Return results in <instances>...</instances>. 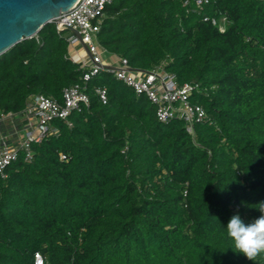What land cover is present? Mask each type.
Instances as JSON below:
<instances>
[{"label": "trees", "instance_id": "16d2710c", "mask_svg": "<svg viewBox=\"0 0 264 264\" xmlns=\"http://www.w3.org/2000/svg\"><path fill=\"white\" fill-rule=\"evenodd\" d=\"M195 1L110 0L94 35L106 65L198 85L207 119L192 134L112 73L85 81L53 23L0 56V115L74 86L89 101L0 175V264H264L226 229L264 201V0Z\"/></svg>", "mask_w": 264, "mask_h": 264}, {"label": "built area", "instance_id": "2783aa9c", "mask_svg": "<svg viewBox=\"0 0 264 264\" xmlns=\"http://www.w3.org/2000/svg\"><path fill=\"white\" fill-rule=\"evenodd\" d=\"M195 2L197 6L207 3L206 0ZM109 3L110 0H78L72 8L60 13L58 19L51 22L55 24L58 32L65 31L60 28L63 26L76 31L80 36L81 43L70 32L71 36L67 41L72 47H86V50H82L83 54L89 57V62L80 58L89 70L84 80L88 81L101 70L112 73L117 81L132 89L137 96L144 95L147 98L156 108L158 122L166 124L173 120L183 121L186 132L192 134L194 125L207 119L203 107L191 100L198 91L197 84L178 85L171 74L161 70L147 74L133 73L128 69L126 60H120L115 68L102 62L93 36L99 30L103 12ZM212 24H215V20H212ZM220 30L222 32L223 28ZM96 95L102 104H106L105 89H97ZM88 105L87 95L81 88L74 86L63 91L61 103L39 95L30 98L20 114L0 115V130L1 126L9 124L13 132L7 136L0 132V175L3 176V170L17 159L19 151L25 152L26 160L30 159V145L40 143L56 132L51 126L53 121H67L71 113L80 112ZM18 117H21V120H17ZM19 131H24L23 137H18ZM9 138H14V142L10 143ZM61 159L64 160L65 157L61 156ZM34 264H44L40 255H35Z\"/></svg>", "mask_w": 264, "mask_h": 264}, {"label": "water", "instance_id": "95a60500", "mask_svg": "<svg viewBox=\"0 0 264 264\" xmlns=\"http://www.w3.org/2000/svg\"><path fill=\"white\" fill-rule=\"evenodd\" d=\"M78 0H0V56L23 40L31 39L46 25L57 20ZM71 32L80 42V36ZM81 43V42H80ZM86 50V47L82 45Z\"/></svg>", "mask_w": 264, "mask_h": 264}, {"label": "clouds", "instance_id": "9594fccd", "mask_svg": "<svg viewBox=\"0 0 264 264\" xmlns=\"http://www.w3.org/2000/svg\"><path fill=\"white\" fill-rule=\"evenodd\" d=\"M251 207L261 213L254 222L245 224L240 215L235 214L229 219L226 229L228 237L233 241L232 249L242 253L249 261H255L264 253V201Z\"/></svg>", "mask_w": 264, "mask_h": 264}, {"label": "rangeland", "instance_id": "374dc122", "mask_svg": "<svg viewBox=\"0 0 264 264\" xmlns=\"http://www.w3.org/2000/svg\"><path fill=\"white\" fill-rule=\"evenodd\" d=\"M93 41H94V36H93ZM76 50H78V54H76V60H85L86 62H89V57L86 54H83V50L82 47L80 45L77 46ZM81 58V59H80ZM108 57L104 56L103 54H101V60L104 64H109L107 61ZM109 66V65H108ZM112 66V65H110ZM117 66V64H116ZM113 68H115V66H112ZM17 120H21V117H18ZM7 125V124H6ZM9 133L12 135L13 132L10 130ZM24 136V131H19L18 133V137H23Z\"/></svg>", "mask_w": 264, "mask_h": 264}, {"label": "crops", "instance_id": "0c3cea01", "mask_svg": "<svg viewBox=\"0 0 264 264\" xmlns=\"http://www.w3.org/2000/svg\"><path fill=\"white\" fill-rule=\"evenodd\" d=\"M11 130L10 128V125L7 124V125H4V126H1V130L0 132L4 135V136H7L9 134V131ZM9 142L12 143L14 142V138H9Z\"/></svg>", "mask_w": 264, "mask_h": 264}]
</instances>
